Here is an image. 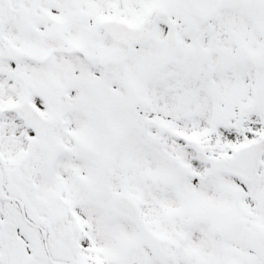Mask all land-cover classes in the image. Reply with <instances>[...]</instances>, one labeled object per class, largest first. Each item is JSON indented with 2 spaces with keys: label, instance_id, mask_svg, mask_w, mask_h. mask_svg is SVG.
<instances>
[{
  "label": "snow or ice",
  "instance_id": "6c2138e0",
  "mask_svg": "<svg viewBox=\"0 0 264 264\" xmlns=\"http://www.w3.org/2000/svg\"><path fill=\"white\" fill-rule=\"evenodd\" d=\"M0 264H264V0H0Z\"/></svg>",
  "mask_w": 264,
  "mask_h": 264
}]
</instances>
